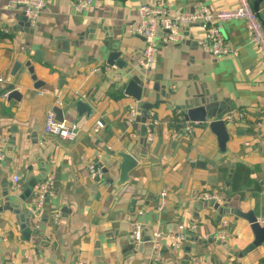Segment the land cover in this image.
<instances>
[{"label":"crops","instance_id":"0c3cea01","mask_svg":"<svg viewBox=\"0 0 264 264\" xmlns=\"http://www.w3.org/2000/svg\"><path fill=\"white\" fill-rule=\"evenodd\" d=\"M9 1L0 0V264H185L192 258L198 264H264V242L244 252L254 235L236 215L252 211L264 218V62L245 23L221 24L226 44L236 52L221 57L199 47L197 28L181 29L186 39L172 44L162 42L158 31L154 67L145 70L139 65L145 39L126 27L138 21L137 9L148 0H92L79 12L74 0H46L32 24ZM152 1L169 12L235 5ZM259 13L264 20V0ZM114 51L121 68L107 63ZM16 63L11 83L20 97L8 99L3 94L10 91L7 79ZM27 63L43 82L38 89ZM134 76L144 89L141 106L125 91ZM79 99L91 115L76 113L71 105ZM190 100L211 104L218 116L210 120L225 121V152L207 123L184 120ZM55 106L76 126L75 140L45 133L46 114ZM131 107L137 116L128 123ZM150 119L156 121L152 141L142 133ZM96 120L103 128L95 130ZM119 152L137 161L129 173L132 183L121 187L115 185ZM91 161L102 166L100 179L89 178ZM48 178L52 194L36 212L33 189L28 198L21 195L30 180ZM202 193H217L223 202L213 208L195 198ZM134 223L141 225L139 244L130 238ZM180 224L186 233L182 248L173 249L161 237L160 261L154 262L151 234L165 236Z\"/></svg>","mask_w":264,"mask_h":264},{"label":"built area","instance_id":"2783aa9c","mask_svg":"<svg viewBox=\"0 0 264 264\" xmlns=\"http://www.w3.org/2000/svg\"><path fill=\"white\" fill-rule=\"evenodd\" d=\"M92 0H74L72 3L75 11H82L88 8ZM9 7L21 6L26 19L32 24L46 6V0H10ZM138 21L129 24L126 31L142 36L145 39V46L142 50L139 65L145 70H151L154 67L155 56L157 51V32H162L160 40L164 43H180L186 39L181 29L197 28L201 31L198 39L199 47L211 56L221 57L225 55L236 54L226 44L221 34V24L230 20H242L245 23L246 30L249 34L250 43L256 49L260 56V60L264 62V29L253 11L250 0H235V5L226 10H213L204 4H197L192 11L175 10L169 12L164 4L148 0L139 5L137 9ZM0 82H4L0 78ZM7 93L3 94L5 97ZM137 109L131 107L126 116L128 123L136 120ZM151 113L149 114V117ZM155 120H148L144 125L146 139L153 140V126ZM104 124L101 120H96L94 124L95 130L103 128ZM189 130V126H185ZM44 131L47 134L56 136L60 139L73 141L77 137V129L75 125H68L65 121H57L52 111H48L45 118ZM4 158L0 144V160ZM88 176L91 180L100 179L103 176V168L97 162H89L87 165ZM12 188L17 189L19 178L16 175L11 177ZM51 178L41 181L34 185L33 195L30 201L34 211L40 212L46 198L52 194ZM166 191L160 194V205L164 204ZM199 201H214L218 205L223 202V198L217 193H202L195 197ZM138 213H141L140 211ZM57 216V215H56ZM261 224L264 218L260 219ZM164 237L173 249H181L182 244L186 240L185 226L180 224L175 232L162 236L159 232H153L150 237L152 243V252L154 262L160 261L159 240ZM130 238L133 243L139 244L143 242L141 234V225L134 223L130 232ZM185 264H198L195 258H192Z\"/></svg>","mask_w":264,"mask_h":264},{"label":"water","instance_id":"95a60500","mask_svg":"<svg viewBox=\"0 0 264 264\" xmlns=\"http://www.w3.org/2000/svg\"><path fill=\"white\" fill-rule=\"evenodd\" d=\"M263 0H251V6L253 11L256 13L258 20L260 21L263 29H264V20L260 16L259 13V8L260 4L262 3ZM120 53L118 51L111 52L109 55V58L107 60V63L109 65H113V61L116 62L115 65L118 68L122 67V62L118 60V56ZM28 67V72L32 74L31 78L32 80L35 81L34 87L35 88H40L43 85V82L36 80V76L33 74L34 70L33 67L29 66V63L26 64ZM20 67V64L16 63L14 64L10 75L7 79V82L9 83V88L10 91L6 95L7 98H13L16 96H19V93L17 90L14 88V84L11 83L13 77L16 75L18 69ZM126 94L131 95L138 101V105L141 106L142 103L140 102V98L142 95V92L144 89L141 86V80L134 76L130 81L127 83L126 86ZM25 101L21 103V105H25ZM66 105H70L68 100H65ZM76 113L81 116L82 114L85 115H91L92 114V108L84 102L83 100L79 99L74 102H72L71 105ZM52 112L55 115V119L57 121H64V114H63V109L60 107L55 106L52 110ZM218 115L214 111L213 107L211 104L205 102V101H194L190 100L188 102V107L184 113V120L185 121H190V122H198V123H207L209 129L214 133V135L217 138V143L219 147V151L221 153L225 152V145L226 142L229 139V135L225 129V121H223L221 118H216L214 120H210L212 117H217ZM145 128H142V133H144ZM116 156L120 159V164H119V175H118V180L115 182V185L117 187H121L126 183H132V180L129 177V173L137 166V161L130 155L124 152H119L116 154ZM104 172V171H103ZM112 181V180H110ZM35 185V180H30L25 189L23 190V193L21 195V198H28L29 196L32 195V188ZM208 203L211 207L213 208H218V204L215 203L214 201H208ZM237 216H242L245 218L248 223L250 224V229L254 235V240L250 245L247 246V248L244 250V252H248L255 247L259 246L264 242V223L261 224L258 220V218L255 216V214L250 211L246 213H242L240 211H236Z\"/></svg>","mask_w":264,"mask_h":264}]
</instances>
